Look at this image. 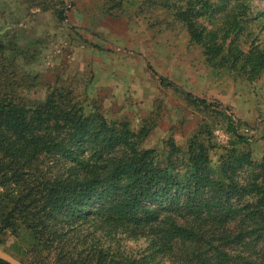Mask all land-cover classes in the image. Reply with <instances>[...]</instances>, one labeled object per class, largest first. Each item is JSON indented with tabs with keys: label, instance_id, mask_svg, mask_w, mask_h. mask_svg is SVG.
<instances>
[{
	"label": "trees",
	"instance_id": "16d2710c",
	"mask_svg": "<svg viewBox=\"0 0 264 264\" xmlns=\"http://www.w3.org/2000/svg\"><path fill=\"white\" fill-rule=\"evenodd\" d=\"M105 1L112 9L124 0ZM146 2L179 21L206 60L224 64L228 47L232 67L264 66V55L234 54L229 40L248 16H238L245 0ZM231 3L235 14L218 23L215 14ZM1 40L0 243L7 233L27 232L38 255L31 264H264V161L233 141L212 167L201 130L185 150L172 137L161 149L142 148L153 124L134 131L126 121L85 112L65 88L25 101L17 91L29 83L5 74L22 57ZM119 233L146 238V250L121 253L111 242ZM0 264L13 263L0 256Z\"/></svg>",
	"mask_w": 264,
	"mask_h": 264
},
{
	"label": "rangeland",
	"instance_id": "374dc122",
	"mask_svg": "<svg viewBox=\"0 0 264 264\" xmlns=\"http://www.w3.org/2000/svg\"><path fill=\"white\" fill-rule=\"evenodd\" d=\"M110 5L105 0H0L1 42L23 58L5 74L22 76L30 85L17 94L25 101L42 100L52 88H65L85 112L97 110L108 121H126L134 131L145 122L153 124L142 148L161 149L172 137L185 150L201 130L211 147L212 167L233 141L249 149L254 161H264V66L254 72L232 67L228 47L224 64L216 57L206 60L181 23L148 2ZM233 6L217 11L218 23L232 18ZM244 12L248 16L237 37L229 38L234 54L251 50L264 55V0H245L238 16ZM186 93L207 105L190 104ZM111 242L128 255L143 253L149 243L127 233ZM32 243L27 232L18 237L7 233L0 253L15 264H31L38 257Z\"/></svg>",
	"mask_w": 264,
	"mask_h": 264
},
{
	"label": "water",
	"instance_id": "95a60500",
	"mask_svg": "<svg viewBox=\"0 0 264 264\" xmlns=\"http://www.w3.org/2000/svg\"><path fill=\"white\" fill-rule=\"evenodd\" d=\"M0 256L11 262V260L9 258H7L6 256H4L3 254L0 253ZM11 263H13V262H11ZM13 264H15V263H13Z\"/></svg>",
	"mask_w": 264,
	"mask_h": 264
}]
</instances>
